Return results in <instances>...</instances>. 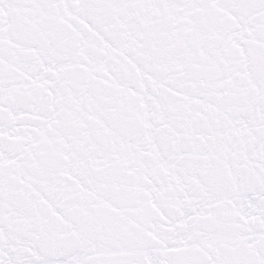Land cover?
Listing matches in <instances>:
<instances>
[{"label":"snow or ice","instance_id":"obj_1","mask_svg":"<svg viewBox=\"0 0 264 264\" xmlns=\"http://www.w3.org/2000/svg\"><path fill=\"white\" fill-rule=\"evenodd\" d=\"M0 264H264V0H0Z\"/></svg>","mask_w":264,"mask_h":264}]
</instances>
